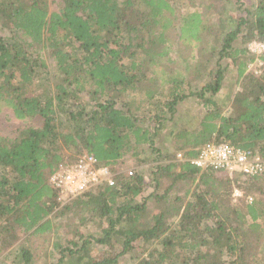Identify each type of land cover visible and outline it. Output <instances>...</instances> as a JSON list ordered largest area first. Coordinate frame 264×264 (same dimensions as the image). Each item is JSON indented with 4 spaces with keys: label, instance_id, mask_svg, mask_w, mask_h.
<instances>
[{
    "label": "trees",
    "instance_id": "16d2710c",
    "mask_svg": "<svg viewBox=\"0 0 264 264\" xmlns=\"http://www.w3.org/2000/svg\"><path fill=\"white\" fill-rule=\"evenodd\" d=\"M253 41L264 0H0V113L41 121L0 133V264H264V173L177 159L264 157ZM84 152L134 173L61 205L50 178Z\"/></svg>",
    "mask_w": 264,
    "mask_h": 264
},
{
    "label": "built area",
    "instance_id": "2783aa9c",
    "mask_svg": "<svg viewBox=\"0 0 264 264\" xmlns=\"http://www.w3.org/2000/svg\"><path fill=\"white\" fill-rule=\"evenodd\" d=\"M252 53H264V41H254L249 45ZM179 161H189L200 169L225 170L230 174L239 172L247 176L264 173V157L252 149H245L227 142H208L193 158L182 152L177 154ZM124 173L131 176L133 169L113 170L92 153L84 152L75 162H61L50 178L51 185L58 190V201L64 205L72 199L99 186H114L116 176ZM253 200L249 197V201Z\"/></svg>",
    "mask_w": 264,
    "mask_h": 264
},
{
    "label": "rangeland",
    "instance_id": "374dc122",
    "mask_svg": "<svg viewBox=\"0 0 264 264\" xmlns=\"http://www.w3.org/2000/svg\"><path fill=\"white\" fill-rule=\"evenodd\" d=\"M243 1H244L246 6H248L251 3V0H243ZM56 6H58L57 3L52 4V9L56 8ZM186 9H187V7H183L182 12H184ZM251 43L252 42H250L249 45ZM261 65H262V62L257 60L249 66L250 67L249 69L253 70L257 73H261V70L259 68ZM234 79H235L234 73H231V75L228 76V81L225 83V90H227L229 87H231L232 81H234ZM234 87H235L234 89L237 88L236 85ZM189 108H192L191 110H193V107L190 106ZM40 123H41V121L39 118L29 120L26 122H21V121H16L13 118L12 113L9 111H5V112L0 113V133L5 135V136H11V137L16 136L18 129L23 128L25 126H30V125L38 126V125H40ZM117 169H120L121 171L125 172V170H127V169L135 170V167H133V166L120 167L119 166V168H117ZM240 195H243L242 191L239 190L238 187L235 186V190L233 191V196L238 197ZM43 239H44L43 236L37 237V238H35L34 243H33V246H36V247L38 246V249L36 251V254H38V255H41L43 253V249L45 248V246L43 245ZM43 259H44V256L42 255V260ZM8 264H10V263H8Z\"/></svg>",
    "mask_w": 264,
    "mask_h": 264
}]
</instances>
